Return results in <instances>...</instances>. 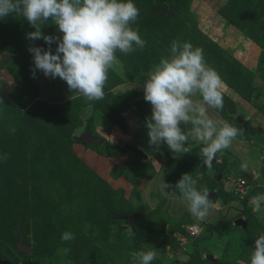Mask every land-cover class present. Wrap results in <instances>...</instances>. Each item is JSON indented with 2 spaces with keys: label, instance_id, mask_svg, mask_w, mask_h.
Wrapping results in <instances>:
<instances>
[{
  "label": "rangeland",
  "instance_id": "374dc122",
  "mask_svg": "<svg viewBox=\"0 0 264 264\" xmlns=\"http://www.w3.org/2000/svg\"><path fill=\"white\" fill-rule=\"evenodd\" d=\"M134 3L140 15L133 27L146 46L117 53L121 66L95 102L72 94L59 78L40 71L34 77L29 48L48 45L27 39L34 28L25 19L0 20V156L8 154L0 161V264H129L131 253L149 248L159 253L152 264H248L264 233V206L254 212L249 204L264 194V0ZM42 31L59 34L52 24ZM173 39L203 49L223 81V110L210 113L243 130L210 167L198 147L174 157L166 145L157 151L148 143L151 105L135 85ZM85 133L102 141L83 140ZM245 161L247 172L240 168ZM184 173L210 192L205 221L156 190L162 177L174 186ZM240 177L245 186L238 189ZM65 231L75 239L61 241ZM19 237L29 254L17 249Z\"/></svg>",
  "mask_w": 264,
  "mask_h": 264
},
{
  "label": "clouds",
  "instance_id": "9594fccd",
  "mask_svg": "<svg viewBox=\"0 0 264 264\" xmlns=\"http://www.w3.org/2000/svg\"><path fill=\"white\" fill-rule=\"evenodd\" d=\"M9 15L25 19L34 28L26 33L29 41L42 39L48 45L29 48L33 76L40 71L45 77L59 78L69 92L86 102L104 99L109 73L121 66L118 52L127 55L146 46L139 28L133 27L140 15L134 0H0V20ZM47 24L55 25L59 34H45L42 27ZM166 52L143 74L142 83L135 85L142 87L143 99L151 105V114L145 118L148 143L157 151L166 145L174 157L198 147L200 159L210 167L217 153L231 148L243 130L210 113L223 110V81L208 65L203 49L190 41L173 39ZM9 131L14 133L15 128ZM7 159V153L0 156V161ZM248 167L247 161L240 165L245 172ZM169 188L171 192L166 191ZM156 190L166 199L183 203L199 221L210 215V192L207 187H198L190 173L182 174L174 186L162 177ZM249 204L259 212L264 194L252 196ZM124 234L131 238L135 232L128 226ZM60 239L69 242L75 236L65 231ZM60 251L67 254L70 249ZM158 257L155 249L140 250L131 253L129 264H152ZM248 264H264V233L255 238Z\"/></svg>",
  "mask_w": 264,
  "mask_h": 264
},
{
  "label": "water",
  "instance_id": "95a60500",
  "mask_svg": "<svg viewBox=\"0 0 264 264\" xmlns=\"http://www.w3.org/2000/svg\"><path fill=\"white\" fill-rule=\"evenodd\" d=\"M171 12V10H167V12H164V14L165 15H167V14H169ZM241 119H239V121H240ZM82 139L83 140H86V141H92V142H101L102 141V138L101 137H99V136H93V135H90L89 133H85L83 136H82ZM129 147V149L134 153V155L135 156H138V157H145V154L142 152V151H140V150H138V148H136V147H131V146H128ZM213 161H214V159H213ZM212 161V162H213ZM204 165V164H203ZM204 167H207L206 165H204ZM127 219H128V221L130 222V223H133L134 222V216L133 215H124ZM239 220L240 219H236V222H239ZM16 246H17V249H21V250H23L26 254H29V247L28 246H26V245H24V244H22V237H19V239H18V241H17V244H16ZM5 264H10L9 262H6Z\"/></svg>",
  "mask_w": 264,
  "mask_h": 264
},
{
  "label": "built area",
  "instance_id": "2783aa9c",
  "mask_svg": "<svg viewBox=\"0 0 264 264\" xmlns=\"http://www.w3.org/2000/svg\"><path fill=\"white\" fill-rule=\"evenodd\" d=\"M237 188L238 189H241V187L242 186H245V180L243 179V178H238V182H237ZM191 230H190V233H194V231H195V228H190Z\"/></svg>",
  "mask_w": 264,
  "mask_h": 264
},
{
  "label": "trees",
  "instance_id": "16d2710c",
  "mask_svg": "<svg viewBox=\"0 0 264 264\" xmlns=\"http://www.w3.org/2000/svg\"><path fill=\"white\" fill-rule=\"evenodd\" d=\"M240 121H241V120H240ZM240 121H238V122H240ZM1 262H3V260L0 258V263H1Z\"/></svg>",
  "mask_w": 264,
  "mask_h": 264
}]
</instances>
